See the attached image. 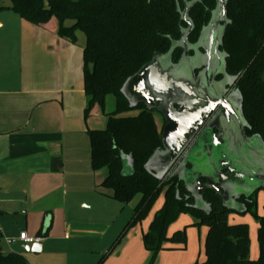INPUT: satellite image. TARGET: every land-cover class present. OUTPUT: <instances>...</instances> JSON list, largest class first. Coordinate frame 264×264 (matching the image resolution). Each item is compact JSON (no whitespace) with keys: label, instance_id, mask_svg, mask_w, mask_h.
Returning <instances> with one entry per match:
<instances>
[{"label":"trees","instance_id":"obj_1","mask_svg":"<svg viewBox=\"0 0 264 264\" xmlns=\"http://www.w3.org/2000/svg\"><path fill=\"white\" fill-rule=\"evenodd\" d=\"M8 9L24 21L41 26L52 18L59 22V36L77 43L83 33L84 90L87 97L85 120L99 106L107 117L103 130L89 132L91 166L94 171L106 170L102 183L111 197L121 204H130L137 197L140 202L124 232L145 220L164 194V205L156 212L144 235V245L153 258L165 250L166 244L187 245L186 229L168 236L169 228L180 215L189 214L197 226L208 228L205 259L195 264H264V214H258L257 193L249 199L242 197L243 212L224 206L214 190L201 193L210 211L195 208V199L179 176L163 179L146 168L154 154L163 148L153 112L140 103L132 107L122 89L156 56H166L181 39L179 9L183 0H9ZM208 0L194 6L192 16L205 14L214 2ZM229 25L222 49L226 69L239 78L238 89L243 97V113L253 134L264 141V0H229ZM206 18L209 19L210 11ZM202 16V17H203ZM198 31L201 26H198ZM195 33L193 34V37ZM182 55L180 48L172 53L173 62ZM109 97L116 101V109L105 113ZM136 112L135 115H129ZM249 130L247 131V133ZM124 156L131 157L128 166ZM242 201V202H241ZM234 214H250L258 222L259 256L250 258L249 225L231 223ZM124 232L115 242L117 247ZM0 264H30L19 254L0 251ZM98 264H102L100 261Z\"/></svg>","mask_w":264,"mask_h":264},{"label":"crops","instance_id":"obj_2","mask_svg":"<svg viewBox=\"0 0 264 264\" xmlns=\"http://www.w3.org/2000/svg\"><path fill=\"white\" fill-rule=\"evenodd\" d=\"M10 12L11 17L0 19V46L13 43L19 74L5 69L9 57L4 52V60L0 58V251L22 255L30 264H150L153 256L143 238L156 213L124 232L136 207L114 200L101 186L107 171H94L91 166L89 132L103 129L85 120V36L81 41L78 33L73 44L59 36L56 18L36 26ZM158 129L163 135L164 129ZM188 220L198 236L190 235L193 229L186 230V247L166 244L154 264H195L205 259L208 228L197 226L193 217ZM22 232L42 238L40 253L24 249ZM255 232L250 230L251 248Z\"/></svg>","mask_w":264,"mask_h":264},{"label":"water","instance_id":"obj_3","mask_svg":"<svg viewBox=\"0 0 264 264\" xmlns=\"http://www.w3.org/2000/svg\"><path fill=\"white\" fill-rule=\"evenodd\" d=\"M217 3L215 25L227 13V0H217ZM189 8L186 7L182 13L183 20ZM214 24L211 34L215 30ZM191 25L169 54L156 56L126 82L122 93L132 107L145 104L149 110L163 112L169 122L162 135L163 148L151 158L146 166L148 170L159 179L179 176L195 199V208L210 211L200 192L211 189L223 199L225 207L243 212L240 199H249L264 190V141L247 137L241 95L237 99H226L223 84L215 82L219 70L226 69L225 61H212L214 55L217 56V47L207 50L206 62L198 53L194 59H189L186 41ZM224 34L223 31L221 42ZM177 47H182L184 54L180 63L175 65L172 63V53ZM203 66L205 70L196 78L194 71ZM175 105L179 106L178 110H175ZM219 107L221 113L216 127L220 133H208L207 137L193 144L195 137ZM123 158L131 166V157ZM188 165L192 168L189 169ZM201 179L207 183L200 185ZM42 246L43 243L38 242L25 245L24 249L38 254Z\"/></svg>","mask_w":264,"mask_h":264},{"label":"flooded vegetation","instance_id":"obj_4","mask_svg":"<svg viewBox=\"0 0 264 264\" xmlns=\"http://www.w3.org/2000/svg\"><path fill=\"white\" fill-rule=\"evenodd\" d=\"M195 1L196 0H183V7H182V9L181 8L179 9L180 24L181 25L184 24L183 26H181L182 36H183V33H186L189 30L190 25L192 24L191 25L192 26L191 32L188 35L187 41H186L187 46H189V52H188L189 59H194V57L196 56V53H198L199 57H202L203 60L205 59L204 61L206 62L208 60L206 58L207 52H208L207 50L217 47V50H218V53L216 54L217 56H215L213 53L214 57L212 58V61L215 63L217 60H221V61L226 62L227 56L222 49L223 39H222V42L220 39H221V35H222L223 31L226 32V29H227L229 22H230L229 17H228V8H227V13H226V16L224 17V19H220L218 24L215 25L214 23L216 20L217 4H218L217 0H208L209 5H212L211 3H213V2L215 4L214 8L211 10L206 6L205 14L210 11L209 19H207L206 15L204 14V16L203 15H197L196 20L192 16L191 12H192L195 5H197L199 3H203L204 0H198L197 2H195ZM228 4H229V0H227V7H228ZM188 6H190L189 11H188V15L186 16V19L183 20L182 19V13L185 11L186 7H188ZM196 22L198 23V26H201V28H199L200 29L199 31L197 29L198 27L196 26ZM213 24H214L215 30L213 31V34H211ZM194 33H195V36L193 37ZM182 36H181V39H182ZM181 39L178 41V43L181 41ZM178 48H180L182 50V55L178 59L177 62H173V60H172V63L175 65L180 63V61L183 57V54H184V49L182 47H178ZM205 68L206 67L203 66L200 69H197L196 71H194V76L196 78H199V75L201 74L202 71L205 70ZM219 72L220 73H218L217 76L215 77V82L223 84V88L225 89V98L226 99H230V98L237 99V97L240 95L242 97V94H241L240 90L238 89L239 78L235 77L233 75H230L227 72V69H224L223 71L219 70ZM176 108H178V106H176ZM151 111L153 112V114L155 116V113L157 111L156 110H151ZM159 113H161V112H159ZM220 113H221V107H219L210 116V118L207 120V122L205 123V125L201 129L200 133L195 137L193 144H195L197 141L201 140L203 137H207L209 135L208 133H213L214 135H218L220 133L218 128L216 127L217 123H219L217 118L219 117ZM162 117H163L162 118L163 123H162L161 128L164 129L167 126L168 120L164 114H162ZM156 123H157V121H156ZM248 130H249V132L247 133ZM245 133H246L247 137H249V138H257V139L260 138L256 134H253L251 132V129H249L248 125L245 128ZM210 138H211V136H210ZM188 168L191 169L192 166L188 165ZM200 182H201L200 185L207 183V181L205 179H201ZM195 187H198V186H195ZM202 192L203 191H201L200 194ZM203 210H205V208H203Z\"/></svg>","mask_w":264,"mask_h":264},{"label":"rangeland","instance_id":"obj_5","mask_svg":"<svg viewBox=\"0 0 264 264\" xmlns=\"http://www.w3.org/2000/svg\"><path fill=\"white\" fill-rule=\"evenodd\" d=\"M0 6H3V7L10 6L9 0H0ZM10 13L11 12L8 9H4V10L0 11V19H5V18L11 17ZM78 36H81V41H82V38H84L83 37L84 34L79 32ZM6 43H8L7 47L6 46L5 47L0 46V58L3 59L4 52H5V54H7L9 59L6 60L5 63L8 62L7 64L9 65L8 66L9 68L5 67V69L6 70H8V69L11 70L12 74L17 77L18 74H19V63H18V61L16 62V57H14L16 55V53H15L16 48L13 46L12 42H6ZM3 60H0V67L1 68H3ZM115 109H116L115 100H114L113 97H109L107 99V102H106L105 113L106 114H110V113L114 112ZM135 114H137V113L133 112L132 114H129V115H135ZM104 115L105 114L103 113L101 108L99 106H96L91 111L90 116H92V117L90 118V116H89V118H88V119H90L89 120V124H92L94 127H97V128L105 129L106 118L104 117ZM155 115H156L157 124L161 128L162 127V123H163L162 114L157 111L155 113ZM79 150L81 151L80 153L83 155L84 154L83 146H82V148H79ZM191 160H192V158H191ZM139 202H140V197H137L131 203V206L136 207ZM257 202H258V214L260 216H262L264 214V190H261V191H259L257 193ZM163 203H164V194H162L160 196V198L158 199V201L154 205L153 210L151 212V216L154 215L161 207H163ZM184 215L185 216H182L181 219H180V216H179L177 222L173 223V225L169 229V233L171 235H173V233L175 231H177V229H181V230L182 229H186L187 231H188V229H193L194 232L191 231L190 235H193V233H195L198 236V229L196 227H194V226L188 227V224L190 223L188 218H190L192 220V217L189 214H184ZM230 222L231 223L247 224V225H249V228L252 231V233H253V230H255L257 232V229H258L257 220L250 214H245V215L234 214V215L231 216ZM192 249L193 250L197 249L196 244H195V247L192 246ZM5 253L9 254V253H12V252H8V251L6 252L5 251ZM258 256H259V243H258L257 235H256L255 238H254L253 247L250 249V258L253 260V259H257Z\"/></svg>","mask_w":264,"mask_h":264},{"label":"built area","instance_id":"obj_6","mask_svg":"<svg viewBox=\"0 0 264 264\" xmlns=\"http://www.w3.org/2000/svg\"><path fill=\"white\" fill-rule=\"evenodd\" d=\"M20 241H22L26 245H32L34 243H38L42 241L40 237H31L26 232H22L19 236ZM6 242L8 244L14 243L13 240L7 239Z\"/></svg>","mask_w":264,"mask_h":264}]
</instances>
